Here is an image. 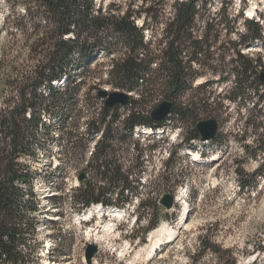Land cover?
<instances>
[{"label": "trees", "instance_id": "obj_1", "mask_svg": "<svg viewBox=\"0 0 264 264\" xmlns=\"http://www.w3.org/2000/svg\"><path fill=\"white\" fill-rule=\"evenodd\" d=\"M140 1L144 2V24L137 28L128 10L117 11L113 5L104 8L101 3L97 6L96 0H16L21 13L7 24L0 47V264H31L34 247L39 248L38 253L42 251L36 243L37 229L46 221L39 215L41 203L35 189L40 180L38 166L44 167L46 153L54 145L65 160L58 167L75 168L73 164H79L88 144H93L85 167L91 178L68 190L74 213L98 204L125 209L136 199L140 212L136 219L146 220L147 231L157 228L162 220H173L157 204L158 197L133 193L140 178L133 179L131 174L143 167V156L156 146L144 149L133 144L135 155L130 159L129 143L137 127L155 131L164 128L168 120L172 128L187 130L184 145L199 140L197 105L203 102L210 107L206 89L213 81L193 90L198 70L192 65L218 61L211 51L217 44V25L215 19L205 18L207 0H174L168 15L161 14L160 19L152 3ZM146 21L159 24V39H144L142 31L149 30ZM241 22L240 31H236L239 41L228 48L236 55L235 74L221 80L233 84L226 92L227 100L244 104L251 100L250 91L256 98L242 124L245 131L257 136V145H244L243 151L260 161L252 174L235 170L238 189L245 193L264 175V121L260 120L264 82L259 77L261 63L246 59L241 48L256 42L264 49V27L243 16ZM225 30L230 34L236 29ZM103 56L107 62L99 64ZM92 65L95 67L90 69ZM103 86L131 94L129 102L107 108L97 97ZM194 91H201L198 104L193 97L181 102L185 94ZM160 97L171 101L173 108L163 121L156 122L150 117V104ZM213 140L220 142L216 135ZM173 158L174 153L168 154L158 182L167 189L172 186ZM53 178L55 175L44 179L40 187L50 189ZM55 191L58 194L46 200L61 208L64 189L56 187ZM204 251L218 264H236L230 249L221 251L211 244ZM54 255L50 250L48 258L54 260Z\"/></svg>", "mask_w": 264, "mask_h": 264}, {"label": "rangeland", "instance_id": "obj_2", "mask_svg": "<svg viewBox=\"0 0 264 264\" xmlns=\"http://www.w3.org/2000/svg\"><path fill=\"white\" fill-rule=\"evenodd\" d=\"M174 0H146L152 3L154 14L165 17L169 12V5ZM205 18L215 19L217 25L215 34L216 45L214 58L217 62H205V66L193 64L198 70V75L193 81V90L207 81H213L206 90L210 93L208 104L199 102L201 96L194 91L185 94L181 102H187L194 98L199 109V115L195 122L213 118L218 123L216 137L220 142L199 140L184 145L182 138L187 131L183 127L172 128V122L168 120L159 132L135 130L129 143L130 159H134L133 144L141 148L155 145L156 147L142 158L143 167L135 170L131 175L133 179H139L137 189L140 196L161 197L170 193L175 198L172 210L168 215L172 216L171 222L161 221L156 229L147 231V222L142 219L138 222L137 200L127 205L124 213L116 216L102 214L95 216H81L72 210L68 190L75 188L80 183L77 178L85 173L86 179L91 178V172L85 170L86 161L93 144L83 155V159L77 167H58L65 164L61 159L58 147L52 146L46 154L44 167L39 168L40 180L36 185L39 201L42 192L49 196H55L56 187L64 189L62 206H51L45 199L40 202V216L46 223L38 227V241L42 251L34 247V253L30 258L31 264H85V250L89 244L98 247L97 253L92 259V264H218L212 255L204 251L207 245H215L221 251L230 249L235 256L236 264H264V175L257 179L256 187L245 193L238 189L235 170L243 169L252 174L257 169L260 158H251L245 155L244 145H257L256 138L251 130L245 131L243 120L248 116L255 101L252 91L249 92V102L241 104L226 99V92L233 84L231 81L222 82V78L234 75L235 54L229 51L232 44L239 41L236 31L241 29V16L246 19L258 21L264 27V0H207ZM97 6L113 5L117 11L128 10L133 14L134 24L141 28L144 24L141 15L140 0H96ZM16 0H0V47L5 41L9 22H12L21 13L16 5ZM162 17V18H163ZM158 21V20H157ZM157 22L146 21L148 29L142 31L145 40L159 39ZM199 25H203L200 21ZM11 27V26H10ZM236 29L230 34L226 28ZM153 37V38H152ZM229 43H231L229 45ZM241 53L248 60H258L264 73V49L260 43H251L241 48ZM106 63L107 57L103 56L100 63ZM95 66L92 65L90 69ZM211 68L216 69L213 73ZM74 71H77L76 69ZM105 71V67L102 68ZM100 89H107L103 86ZM111 91V90H110ZM251 94V95H250ZM200 96V97H199ZM208 96V95H207ZM159 100L150 104L154 108L163 101ZM250 106H249V104ZM248 109V110H246ZM264 113V111H263ZM260 120L264 121V114ZM169 119V118H168ZM142 131V132H141ZM190 131V127H189ZM80 132H84L81 128ZM258 131V133H260ZM264 133V131H263ZM258 135V134H257ZM187 145H192L191 147ZM174 153L172 161L171 188L167 189L161 182L164 163L168 154ZM60 158V159H59ZM130 163V161H129ZM72 165V164H69ZM52 187H40L46 178H51ZM142 186V187H141ZM44 189V191H43ZM187 190L185 200L183 194ZM177 199V200H176ZM165 227L166 232L156 245L154 251L150 248L155 241L154 232ZM172 234V235H171ZM51 235V236H50ZM53 235V236H52ZM51 237V240L48 239ZM59 238V239H58ZM49 245V248H48ZM54 251V260L48 258L49 251ZM58 259V260H57Z\"/></svg>", "mask_w": 264, "mask_h": 264}, {"label": "water", "instance_id": "obj_3", "mask_svg": "<svg viewBox=\"0 0 264 264\" xmlns=\"http://www.w3.org/2000/svg\"><path fill=\"white\" fill-rule=\"evenodd\" d=\"M260 79L264 82V73L259 72ZM131 94L125 93L123 91L112 90L109 91L107 89H99L97 92V97L101 99L104 105L107 108H112L114 106H125L130 99ZM173 108V103L168 100H163L159 104H157L150 112V117L153 121H163L171 112ZM196 131L199 135L200 142H206L212 140L217 133L218 123L215 119L209 118L207 120H202L196 123L195 125ZM86 179L85 173H81L77 182L81 183ZM175 203V198L170 193L163 194L159 200L158 204L165 210H172ZM97 246L93 244H89L85 250V264H91V261L94 255L97 253Z\"/></svg>", "mask_w": 264, "mask_h": 264}, {"label": "bare ground", "instance_id": "obj_4", "mask_svg": "<svg viewBox=\"0 0 264 264\" xmlns=\"http://www.w3.org/2000/svg\"><path fill=\"white\" fill-rule=\"evenodd\" d=\"M177 200V199H176ZM104 209L101 208L99 205H95L93 208L89 209V213L92 216L95 215H102L104 213ZM121 211L123 210H113L112 212H110L111 215L116 216L117 214H119ZM109 213V212H108ZM83 216H86V214H84ZM166 232L165 227H161L159 228L157 231L154 232L155 234V241L152 244V247L150 248V252L154 251V249L156 248V245L158 244V242L161 239V236L163 237L164 233ZM172 235V234H171ZM49 255V254H48Z\"/></svg>", "mask_w": 264, "mask_h": 264}]
</instances>
